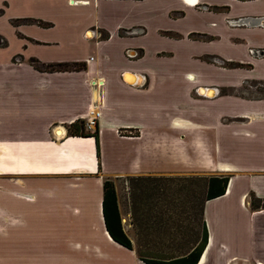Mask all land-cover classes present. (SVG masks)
<instances>
[{
	"label": "crops",
	"instance_id": "obj_1",
	"mask_svg": "<svg viewBox=\"0 0 264 264\" xmlns=\"http://www.w3.org/2000/svg\"><path fill=\"white\" fill-rule=\"evenodd\" d=\"M73 1L0 0V264H143L102 183L187 175L227 178L196 264H264V0Z\"/></svg>",
	"mask_w": 264,
	"mask_h": 264
},
{
	"label": "rangeland",
	"instance_id": "obj_2",
	"mask_svg": "<svg viewBox=\"0 0 264 264\" xmlns=\"http://www.w3.org/2000/svg\"><path fill=\"white\" fill-rule=\"evenodd\" d=\"M200 178L165 176L128 178L119 182L120 224L133 249L145 257L154 252L168 253L169 242L183 243L191 229L200 230L204 194V181ZM174 224L182 226L181 229ZM146 227L152 229L147 233Z\"/></svg>",
	"mask_w": 264,
	"mask_h": 264
},
{
	"label": "trees",
	"instance_id": "obj_3",
	"mask_svg": "<svg viewBox=\"0 0 264 264\" xmlns=\"http://www.w3.org/2000/svg\"><path fill=\"white\" fill-rule=\"evenodd\" d=\"M63 65H45L41 66L42 70L46 71H63L66 68ZM39 68V67H38ZM66 133L69 136L79 137H92L95 143L97 152V129L96 125L92 132H86L83 129V121H75L65 127ZM204 181L203 186V200L200 207L201 227L200 230L190 231L189 238H185L183 243L169 242L166 248L170 249L168 253L159 254L157 252L150 253V257H145L139 251L136 252L138 259L143 264H196L200 255L206 245V229L202 221V207L205 201L214 199L223 195L225 186L227 183L226 177H201ZM262 205H259L260 203ZM252 207L264 208V200L257 201L256 204L252 203ZM101 212L104 223L105 231L107 232L110 239L117 244L121 245L126 249H130V241L123 232L120 224L119 213L116 204V198L112 182L105 180L102 183V201H101ZM164 214V213H163ZM162 215V212H159ZM177 229H181L182 226L174 224ZM147 228V227H146ZM149 229L146 231L148 233ZM155 229V228H153ZM150 233V232H149Z\"/></svg>",
	"mask_w": 264,
	"mask_h": 264
},
{
	"label": "built area",
	"instance_id": "obj_4",
	"mask_svg": "<svg viewBox=\"0 0 264 264\" xmlns=\"http://www.w3.org/2000/svg\"><path fill=\"white\" fill-rule=\"evenodd\" d=\"M78 3V1L69 0V4ZM98 117V112L94 111V109L90 110L88 116L83 121V129L84 130H94L96 125V118ZM55 134V133H54ZM119 134V133H118Z\"/></svg>",
	"mask_w": 264,
	"mask_h": 264
},
{
	"label": "water",
	"instance_id": "obj_5",
	"mask_svg": "<svg viewBox=\"0 0 264 264\" xmlns=\"http://www.w3.org/2000/svg\"><path fill=\"white\" fill-rule=\"evenodd\" d=\"M237 23L238 24H241V25H256V26H264V18H253L252 20L251 19H245V20H237ZM199 91H200V89H199ZM204 91H211V92H213V90L212 89H205Z\"/></svg>",
	"mask_w": 264,
	"mask_h": 264
},
{
	"label": "bare ground",
	"instance_id": "obj_6",
	"mask_svg": "<svg viewBox=\"0 0 264 264\" xmlns=\"http://www.w3.org/2000/svg\"><path fill=\"white\" fill-rule=\"evenodd\" d=\"M203 91V92H202ZM200 93H202V94H204V95H206V96H208V93L209 92H211V91H204L203 89H200V91H199ZM213 93V92H212ZM60 132H61V130L60 129H58L56 132H55V134L56 135H59L60 134Z\"/></svg>",
	"mask_w": 264,
	"mask_h": 264
}]
</instances>
